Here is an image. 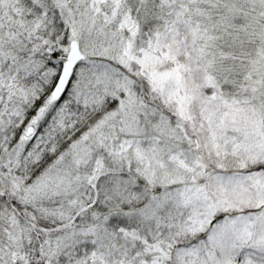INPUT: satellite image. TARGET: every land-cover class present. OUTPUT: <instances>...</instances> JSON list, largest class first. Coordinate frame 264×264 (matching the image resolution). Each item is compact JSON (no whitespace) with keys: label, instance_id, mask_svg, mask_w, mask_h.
<instances>
[{"label":"snow or ice","instance_id":"obj_1","mask_svg":"<svg viewBox=\"0 0 264 264\" xmlns=\"http://www.w3.org/2000/svg\"><path fill=\"white\" fill-rule=\"evenodd\" d=\"M0 264H264V0H0Z\"/></svg>","mask_w":264,"mask_h":264}]
</instances>
